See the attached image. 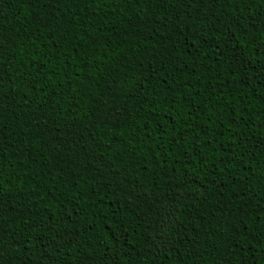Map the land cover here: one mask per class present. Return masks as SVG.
Here are the masks:
<instances>
[{
    "label": "trees",
    "instance_id": "trees-1",
    "mask_svg": "<svg viewBox=\"0 0 264 264\" xmlns=\"http://www.w3.org/2000/svg\"><path fill=\"white\" fill-rule=\"evenodd\" d=\"M0 264H264V0H0Z\"/></svg>",
    "mask_w": 264,
    "mask_h": 264
}]
</instances>
